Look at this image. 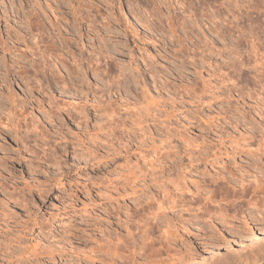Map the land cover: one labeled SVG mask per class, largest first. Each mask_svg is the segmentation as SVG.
<instances>
[{
  "label": "rangeland",
  "instance_id": "rangeland-1",
  "mask_svg": "<svg viewBox=\"0 0 264 264\" xmlns=\"http://www.w3.org/2000/svg\"><path fill=\"white\" fill-rule=\"evenodd\" d=\"M160 1L0 0V264H180L264 231V81L232 68L264 0ZM220 256L264 264V239Z\"/></svg>",
  "mask_w": 264,
  "mask_h": 264
},
{
  "label": "bare ground",
  "instance_id": "bare-ground-1",
  "mask_svg": "<svg viewBox=\"0 0 264 264\" xmlns=\"http://www.w3.org/2000/svg\"><path fill=\"white\" fill-rule=\"evenodd\" d=\"M159 1V5H162L163 6V2L161 3V1L160 0H158ZM33 4H31L33 7H35L36 6V3L35 2H32ZM172 4V3H171ZM179 4V3H178ZM88 5V4H87ZM158 5V6H159ZM157 5H156V7H158ZM95 7V6H94ZM159 8V7H158ZM97 9V8H96ZM160 9V8H159ZM156 10V9H155ZM99 11V10H98ZM160 11V10H159ZM162 11V10H161ZM95 12V11H94ZM157 13V12H156ZM159 14V13H158ZM96 15V14H95ZM162 15V14H161ZM158 16H160V15H158ZM89 17V16H88ZM102 18V17H101ZM159 18V17H158ZM218 18V17H217ZM97 19V18H96ZM138 19V18H137ZM136 19V20H137ZM147 19V18H146ZM89 20V19H88ZM219 20V19H218ZM140 21V20H139ZM145 21V20H144ZM147 21V20H146ZM155 21V20H154ZM162 21V20H161ZM216 22V21H215ZM214 22V23H215ZM100 23H102V22H100ZM166 23V22H165ZM146 24V23H145ZM219 24V23H218ZM217 24V25H218ZM147 25V24H146ZM181 25V24H180ZM216 25V24H215ZM143 26V25H142ZM155 26H157V25H155ZM146 27V26H145ZM160 27V26H159ZM221 27V26H220ZM155 28V27H154ZM185 28V27H184ZM215 28V27H214ZM213 28V29H214ZM224 28V27H223ZM186 29V28H185ZM220 30H221V28H219ZM228 29V28H227ZM215 30H217L216 28L214 29V31ZM223 30L224 29H222V33H223ZM190 31V30H189ZM183 32V31H182ZM216 32V31H215ZM229 32V31H228ZM133 33V32H132ZM212 33V32H211ZM214 33V32H213ZM216 33H218V31L216 32ZM165 34V33H164ZM219 34V33H218ZM228 34V33H227ZM114 35H116V34H114ZM187 35V34H186ZM223 36H225V35H223ZM60 37V36H59ZM230 37V36H229ZM235 37V36H234ZM231 38V37H230ZM215 39V38H214ZM223 39H225V38H223ZM240 39V38H239ZM243 39V38H242ZM213 40V39H212ZM218 40V39H217ZM233 40H234V38H233ZM237 40V39H236ZM247 40V39H246ZM219 41V40H218ZM223 41V40H222ZM238 41V40H237ZM226 43H228V42H226ZM215 44H218V42L217 43H215ZM243 44V43H242ZM214 45V44H213ZM230 45H232L231 43H230ZM229 45V46H230ZM238 45V44H237ZM249 45V50H248V52L246 53V54H240V53H237V51H235L237 54V57L235 56L234 58H236L235 60H234V63L232 64V68H234V69H237V70H239V71H241V70H243V69H248V70H251V73H254V74H257V77H256V81H257V78L259 77H261L262 78V80L264 81V46L262 45V44H257V43H254L253 41L251 42V44H248ZM220 46V45H219ZM246 46V45H245ZM237 47V46H236ZM224 48V47H223ZM222 48V49H223ZM231 48V47H230ZM213 50V49H212ZM236 50V49H235ZM246 50V49H245ZM214 52V51H213ZM211 53V52H210ZM42 55V54H41ZM44 55V54H43ZM44 57V56H43ZM39 59H41V58H39ZM18 60V59H17ZM16 60V61H17ZM60 61H61V59H60ZM13 62H15V61H13ZM21 62H23L22 60H21ZM42 62V61H41ZM19 63V62H18ZM43 63V62H42ZM232 63V62H231ZM17 64V63H16ZM19 64H21V63H19ZM19 64H17V65H19ZM33 64V63H32ZM31 64V65H32ZM44 64H46V62L44 63ZM61 64H62V62H61ZM9 65H11V64H9ZM8 64H6L5 63V65H4V68H3V70L6 72V74H10V71H11V67L9 66ZM34 65V64H33ZM32 65V67H34L35 68V66H33ZM46 65H48V64H46ZM228 66V65H227ZM230 66V65H229ZM2 67L3 66H1L0 65V70H2ZM31 67V66H30ZM31 67V68H32ZM49 67V66H48ZM47 67V68H48ZM18 68H19V70H22V71H19L18 73H20L21 75L22 74H24V72H25V70H27V69H25L24 70V68H25V66H24V63L23 64H21V65H19L18 66ZM33 68V69H34ZM229 68V67H228ZM12 69H13V67H12ZM46 69V68H45ZM57 69V68H56ZM14 70H16V69H14ZM13 70V71H14ZM18 70V69H17ZM17 70L15 71V72H17ZM36 72H37V70L36 69H34ZM57 70H59V72L61 71V69H57ZM68 71L66 72L67 74H68V72L70 71L69 69H67ZM3 72V71H2ZM27 72V71H26ZM58 72V73H59ZM62 72V71H61ZM238 72V71H237ZM13 73V72H12ZM35 73V72H34ZM73 73V74H72ZM72 73H70V74H72V76L75 74V72L74 71H72ZM1 74V73H0ZM5 73L4 74H2V75H6ZM61 74V73H60ZM70 74H68V76L70 77ZM61 75H63V74H61ZM26 76H27V73H26ZM26 76H25V74L24 75H22L20 78H21V80H27V79H30V77L28 78H26ZM249 76V75H248ZM251 76V75H250ZM253 77V76H252ZM58 78H59V76H58ZM61 79H62V77H60ZM65 78V77H64ZM254 78V77H253ZM55 79V78H54ZM71 79H72V77H71ZM60 80V79H59ZM233 80V79H232ZM252 80V79H251ZM29 81V80H28ZM55 81V80H54ZM25 82V81H24ZM257 82H259V81H257ZM260 83V82H259ZM258 83V84H259ZM255 84H256V82H255ZM259 87L260 88H264V84L262 85V84H260L259 85ZM257 88V87H256ZM261 90H263V92H264V89H260L259 90V93H262V91ZM258 94V93H257ZM260 95V94H259ZM259 95H257V96H259ZM261 95H263V94H261ZM260 95V96H261ZM259 96V97H260ZM260 99V100H259ZM258 100V102H260V103H257V104H260V107H264V102H263V100L262 99H264V98H259ZM15 107V106H14ZM261 110L263 109V108H260ZM264 113V112H263ZM10 118H8V120H9ZM158 205L160 206V204L158 203ZM263 239H264V231H254V230H249L245 235H241V236H238V237H232V238H230V239H228L227 241H226V243H223V244H225V247H223V245H221V244H214V245H212L211 247H209L206 251H204V252H202V253H200L197 257H193V259H191L190 261H186L187 263H182V261H181V263L182 264H205V262H207V261H211V260H213V259H215L216 257H219L220 255V257H222L223 259H225L227 256H222V255H224V254H226L227 252L229 253V252H231V251H236V250H238V251H240V250H242V249H244L245 247H247V246H250V245H252V244H257L258 242H260V241H263ZM255 247V249H256V246H254ZM226 252V253H225ZM222 253H224V254H222ZM260 255H261V253H260ZM259 252H257V253H255L254 254V258H258L259 256ZM230 256V255H229ZM247 257V256H246ZM221 258V260H223ZM248 258V257H247ZM250 258V257H249ZM218 259V258H217ZM245 259V258H244ZM228 260V259H227ZM246 260V259H245ZM173 263H175V262H173ZM180 263V264H181ZM156 264H164V263H162V262H159V263H156ZM167 264V263H166ZM169 264H171V263H169ZM177 264V263H176ZM179 264V263H178Z\"/></svg>",
  "mask_w": 264,
  "mask_h": 264
}]
</instances>
